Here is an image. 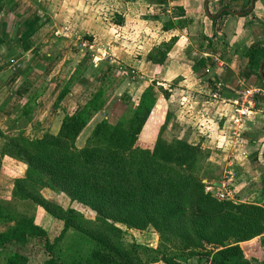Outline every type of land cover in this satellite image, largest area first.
<instances>
[{
  "label": "trees",
  "instance_id": "1",
  "mask_svg": "<svg viewBox=\"0 0 264 264\" xmlns=\"http://www.w3.org/2000/svg\"><path fill=\"white\" fill-rule=\"evenodd\" d=\"M4 1L0 0V11ZM142 1L167 8L172 0ZM186 21L168 20L164 29L185 27ZM3 28L4 21L0 36L10 38ZM177 40L161 43L148 60L164 63ZM247 57L250 76L256 75L264 86V66L263 76L259 72L264 49L248 52ZM114 68L108 63L91 95L66 110L57 132L30 137L23 130L9 134L0 125V171L5 157L26 165L25 174L13 180L11 198L0 197V264H30L41 237L46 239L42 249L47 254L42 264H188L191 259L198 264H261L251 252L264 245V206L219 200L207 192L201 174L212 165L211 150L186 138L164 136L172 118L164 99L171 91L155 81L137 98L112 99L114 85L125 79L116 78ZM18 70L23 79L29 77L30 68ZM74 80L71 75L56 105L70 94ZM26 89L14 122L30 121L39 106V89L32 93ZM110 100L114 105L125 103L118 119L103 118L85 146L78 147V137L97 113L110 108ZM153 131L155 138L149 139ZM45 189L89 207L96 217L90 220L74 206L47 198ZM37 207L64 222L53 240L36 221ZM119 224L152 227L161 242L158 247L128 243ZM71 229L80 231L83 244L63 243Z\"/></svg>",
  "mask_w": 264,
  "mask_h": 264
},
{
  "label": "rangeland",
  "instance_id": "2",
  "mask_svg": "<svg viewBox=\"0 0 264 264\" xmlns=\"http://www.w3.org/2000/svg\"><path fill=\"white\" fill-rule=\"evenodd\" d=\"M181 1L174 2L173 6L168 5L167 9L166 7L158 8L159 12H161L160 8L162 11L165 9L162 22L179 18L187 20L185 19V6L178 5ZM183 1L185 4V1L188 0ZM192 7H194L195 17L205 14V0H193L189 8ZM1 9L0 22L4 21L5 25L3 33H9L11 35L9 39L12 40L10 43H6L5 40L0 39V63L3 64L0 69V81L3 82L2 86H5L2 89V91L5 89L4 96L9 98L10 106L13 108L8 111L0 110L2 111L0 125L5 132L17 134L23 130L30 137H41L47 132H57L66 110H70L78 101L84 102L86 97L91 95L98 85V76L102 70H106L108 63L115 66L113 70L116 78L125 77L124 81L114 85L116 91L114 90L112 99L119 98L121 94V97L124 98L123 91L129 92L137 98L141 90L148 84V77L140 78L136 75L135 81L133 77L127 78L128 75L125 73L130 69L127 67L129 63L135 62L132 59L136 57L140 45L146 42V46H150L154 41H150L146 37H157V35L160 37L162 33L160 29L162 24L152 22V26H145L152 12L150 7L148 10L146 8L147 11L145 8L141 9L133 0H5ZM181 9L183 12L179 13ZM198 9L200 12H196ZM168 11L171 13L169 14ZM8 12L11 14L10 16H8ZM123 18H125L124 23L121 21ZM196 31L197 29L192 33H196ZM172 34L174 39H179V37L183 39L182 37H184L185 40V27L173 30ZM91 37L92 40H90ZM190 39V47L187 48L189 51L192 48L191 51H193L197 48V43L193 37ZM147 41H150V44H147ZM187 48L186 50H188ZM183 50L186 51L185 47ZM6 60L8 68L5 66ZM180 63L183 62L180 61ZM19 67L30 68L29 77L26 79L20 77ZM122 67L123 69H121ZM207 74L210 75L206 79H210L212 73ZM71 75L75 80L70 87V94L56 105L58 95L66 86ZM245 78L242 80H245L246 85L264 87L256 75ZM226 79H228L226 85H230L224 87L223 92L232 95L233 90L230 86L233 87L234 83L239 86V83L233 73H228ZM180 80L181 78H172L171 76H167L166 80L156 79L172 94L168 99H164L169 112L173 114L164 136L168 139L186 138L193 144H201L204 150L212 151L211 159L209 158L212 165L211 167L206 165L204 174L201 176L206 184V191L213 195L214 192L209 191L208 187L217 186L216 184L221 180L224 168L219 166L225 160V156L229 155L228 151L224 150V145H220L223 144L221 136L226 131L221 124L219 115H216L214 111L212 113V110L206 113V116L197 112V109L193 111L194 114L193 112L191 115L190 112L187 113L185 105L188 100H193L191 96L194 95L195 100L200 98L199 95L209 98V89L204 91L207 93H197L185 86L183 93L179 91V94H176L178 90L182 89L179 84L185 83ZM206 81L208 82V80ZM211 84L214 85L213 81L210 82ZM26 88L30 90V93L39 89L41 92L38 98L39 106L30 121L22 118L20 121L14 122L13 119L19 115L22 109L21 105L26 100ZM233 88L237 89V87ZM185 91L191 92L186 94ZM162 98L164 97L162 96ZM111 100L108 103L110 108L105 112L107 116L111 113L113 116L111 121L115 122L118 119L117 115L123 111L125 103L118 101L114 105ZM103 116L104 111H101L91 119L94 120L88 124L77 139L78 147L85 146L92 128ZM153 132L148 134L149 139L155 138L156 131ZM144 139H147V135L144 136ZM1 141L0 138V143ZM25 171L26 165L22 161L10 157L3 159L0 171L1 198H11L13 180L23 176ZM240 178H242V174L238 173V179ZM248 191L235 192L236 202L238 200L248 201L247 195H251V192L248 193ZM43 193L47 198L56 200L63 206H74L90 220H94L96 217V213L89 207L71 201L63 193H56L48 189L43 190ZM250 197L252 200L253 196ZM35 215L36 221L49 231L52 240L61 234L64 229L62 220L51 216L39 207L35 209ZM119 225L123 230L122 239L128 243L139 242L158 247L161 242L159 233L152 227L137 229L124 224ZM0 229L3 228L0 227ZM79 235L80 231L71 229L63 239V243L68 245L74 241L73 245L74 243L76 245L83 244V237ZM45 242L44 237L38 239L40 247L38 245L35 251L31 252L30 264H42L47 257L42 249ZM188 264H198V262L196 259H191Z\"/></svg>",
  "mask_w": 264,
  "mask_h": 264
},
{
  "label": "crops",
  "instance_id": "3",
  "mask_svg": "<svg viewBox=\"0 0 264 264\" xmlns=\"http://www.w3.org/2000/svg\"><path fill=\"white\" fill-rule=\"evenodd\" d=\"M178 1H170L169 6H173L175 4L174 2ZM134 3H137L141 9L145 8L146 10L147 8L148 10L150 7L152 12L145 26H152V22L162 24L160 26L162 33L160 37L159 35L157 37H146V39L154 41L151 42L150 46H146V42L140 45V48L136 52V57L132 59L135 62H131L127 66L131 70L127 78H134L136 75L140 78L148 77L149 81H147L148 84L145 87L155 82L158 78H162L163 80H166L167 76L181 78L180 82L185 83L179 84L182 89L178 90L176 94H179V91L183 93L185 88L197 93H207L204 91L209 89V98L203 97L204 95H199L201 99L197 98L195 100L194 95L191 96L193 100H188L185 105L188 110L187 113L190 112L191 115L197 109L196 111L203 116H206V113L210 110H212V113L214 111L216 115H219L221 124H223L226 131L221 136L223 141L221 143L223 144L220 145H224V150L229 153V155L225 156V160L221 162L222 164L219 167L224 168L232 164L237 172L242 174V178H237L235 183L236 192L242 190L247 192L249 190L248 193L251 192L253 199H250L251 195H247L248 201L246 202L264 206V101L262 98H258L255 114L245 120L244 124L239 127V134L235 135L232 132L233 126L230 120L232 109L230 102L236 98L240 84L239 86L235 83L232 84L237 89L230 86L233 90L232 95H227L225 91L223 92V89L225 90L224 87L230 85H226L228 82L226 75L233 73L237 83L242 79H246L245 77H249L251 72L248 68V52H252L255 49H264V0H208V5L207 0H205V14H201L199 17H195L193 12L194 7L189 8L193 0L185 1V4H183L184 1L182 0L178 5L185 6V19H187L185 23V40L184 37H182L183 39L179 37L168 52L167 59L161 64L148 60V54L153 52L161 43L170 41L173 36L172 32L176 29H164L162 16L165 9L162 11V8H160L161 12H159L158 6H153L142 0L134 1ZM196 12H200V10L198 9ZM168 13L170 14L171 11H168ZM121 21L124 23L125 18L121 19ZM2 24L0 22V30L2 29ZM153 29L155 28L153 27ZM195 29H197L196 33H192ZM151 34H153L152 31ZM190 36L197 43V48L193 49V51H191L192 48L190 51L187 48L190 47ZM159 38L161 39L158 40ZM0 39L5 40L6 43L12 41L9 38L4 39L1 36ZM150 41H147V44H150ZM184 47L185 50L186 48L188 49L185 52L183 50ZM146 50L147 52H145ZM218 53L221 54V59L224 63L222 67L215 64L213 60L214 56ZM180 61L183 63H180ZM5 64L8 68L7 60ZM2 65L0 63V69H2ZM151 72L153 73L152 75ZM207 73H212L210 79H206L210 75ZM222 75H224L223 78ZM134 79L136 81V78ZM211 81H213L215 86L213 84L210 85ZM0 82V110H12L13 108L10 106L9 98L4 96L5 89L2 91L5 86H2V81ZM157 83L160 84V82ZM218 87L221 88V94L226 98L227 102L211 97L210 94L212 91ZM191 91H185V93L188 94ZM123 92L124 98L121 97L122 94L120 96L122 100H129V96L134 99V96L129 92ZM112 117L111 113L107 116L106 112H104L103 118H108L111 121ZM93 120L89 123H92ZM101 120L96 122L94 127ZM222 153L224 152L222 151ZM242 202L245 201L242 200ZM251 253L261 261V264H264L263 244L260 247H255L254 250L252 249Z\"/></svg>",
  "mask_w": 264,
  "mask_h": 264
},
{
  "label": "built area",
  "instance_id": "4",
  "mask_svg": "<svg viewBox=\"0 0 264 264\" xmlns=\"http://www.w3.org/2000/svg\"><path fill=\"white\" fill-rule=\"evenodd\" d=\"M214 63L222 67L224 65L221 54L218 53L214 56ZM240 89L237 96L232 100L230 120L233 126V134H239V127H241L245 120L249 119L256 112L258 98H262L264 101V87H259L256 85H246L243 80L239 81ZM211 97L214 99L222 100L227 102L221 94V88L218 87L214 92H212ZM238 178V172L232 164L224 167V173L222 174L221 180L217 183V186L208 187L209 191L214 192V196L219 200H232L236 201L235 198V181ZM240 201V200H238ZM242 201V200H241Z\"/></svg>",
  "mask_w": 264,
  "mask_h": 264
},
{
  "label": "water",
  "instance_id": "5",
  "mask_svg": "<svg viewBox=\"0 0 264 264\" xmlns=\"http://www.w3.org/2000/svg\"><path fill=\"white\" fill-rule=\"evenodd\" d=\"M207 5H208V0H207ZM263 66H264V59H263L261 65H260V73H261L262 76H263ZM263 80H264V76H263Z\"/></svg>",
  "mask_w": 264,
  "mask_h": 264
}]
</instances>
